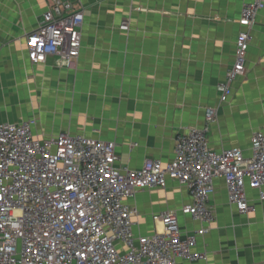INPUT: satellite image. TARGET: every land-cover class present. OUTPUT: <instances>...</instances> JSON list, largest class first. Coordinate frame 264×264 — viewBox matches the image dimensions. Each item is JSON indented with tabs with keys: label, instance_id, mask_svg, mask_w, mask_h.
Segmentation results:
<instances>
[{
	"label": "crops",
	"instance_id": "0c3cea01",
	"mask_svg": "<svg viewBox=\"0 0 264 264\" xmlns=\"http://www.w3.org/2000/svg\"><path fill=\"white\" fill-rule=\"evenodd\" d=\"M84 10L77 65L58 58L32 64L26 38L40 25L52 0H0V123L35 119L34 136L60 133L113 142L117 166L141 169L147 160L175 158L176 139L206 126L215 152L241 148L264 134V9L252 30L242 24L250 0H71ZM127 22L129 29L122 30ZM251 34L246 71L220 100L219 86L235 63L239 34ZM253 210L240 214L222 178L209 206L212 225L183 215L192 203L186 187L168 180L126 200L136 208L138 236L161 226L155 214L175 212L183 235L205 228L197 251L206 260L178 264H264V201L247 188Z\"/></svg>",
	"mask_w": 264,
	"mask_h": 264
},
{
	"label": "built area",
	"instance_id": "2783aa9c",
	"mask_svg": "<svg viewBox=\"0 0 264 264\" xmlns=\"http://www.w3.org/2000/svg\"><path fill=\"white\" fill-rule=\"evenodd\" d=\"M39 27L26 39L32 64L58 58L68 68L77 65L82 48L84 10L71 0H52ZM264 0H250L241 22L250 30ZM128 30L127 22L121 26ZM251 34L236 41L235 63L219 86L221 102L246 71ZM215 112L207 124L176 139L175 158L147 160L139 170L117 166L113 142L60 133L34 136V119L0 123V264H178L206 260L197 240L208 229L183 235L175 212L155 214L161 228L138 236L136 208L126 204L138 192L165 188L168 180L187 188L192 203L181 213L207 225L215 214L209 201L215 181L225 182L229 203L240 214L253 210L247 188L264 201V134L251 137V155L241 148L215 152L208 142ZM264 226V225H263Z\"/></svg>",
	"mask_w": 264,
	"mask_h": 264
},
{
	"label": "rangeland",
	"instance_id": "374dc122",
	"mask_svg": "<svg viewBox=\"0 0 264 264\" xmlns=\"http://www.w3.org/2000/svg\"><path fill=\"white\" fill-rule=\"evenodd\" d=\"M27 39V38H26ZM220 98H221V94H220ZM221 100V99H220ZM225 103V102H224ZM34 119V118H33ZM31 120V119H30ZM35 120V119H34ZM36 121V120H35Z\"/></svg>",
	"mask_w": 264,
	"mask_h": 264
}]
</instances>
